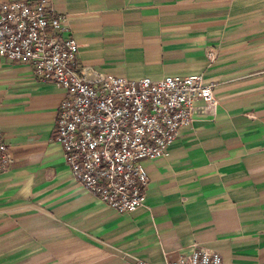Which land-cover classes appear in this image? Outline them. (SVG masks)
I'll return each mask as SVG.
<instances>
[{"label":"crops","instance_id":"crops-1","mask_svg":"<svg viewBox=\"0 0 264 264\" xmlns=\"http://www.w3.org/2000/svg\"><path fill=\"white\" fill-rule=\"evenodd\" d=\"M50 1L79 45L78 68L199 75L218 106L199 110L167 157L142 162L144 204L120 214L75 181L53 141L66 91L29 63L1 62L12 161L0 174V264H172L195 245L223 264H264V0Z\"/></svg>","mask_w":264,"mask_h":264},{"label":"built area","instance_id":"built-area-1","mask_svg":"<svg viewBox=\"0 0 264 264\" xmlns=\"http://www.w3.org/2000/svg\"><path fill=\"white\" fill-rule=\"evenodd\" d=\"M67 32V18L50 0L1 3L0 63H29L37 79L66 91L53 141L73 178L107 207L133 213L143 206L148 187L142 162L167 157L181 129L193 124L199 110H215L218 100L199 75L160 80L90 75L78 68L79 45L64 37ZM208 58L215 60L213 50ZM11 161L0 141V174ZM172 264H223V258L195 245Z\"/></svg>","mask_w":264,"mask_h":264}]
</instances>
